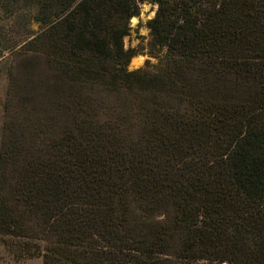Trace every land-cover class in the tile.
<instances>
[{"label": "trees", "instance_id": "1", "mask_svg": "<svg viewBox=\"0 0 264 264\" xmlns=\"http://www.w3.org/2000/svg\"><path fill=\"white\" fill-rule=\"evenodd\" d=\"M146 1L157 72L124 42ZM9 50L49 72L0 153L13 260L264 264V0H0Z\"/></svg>", "mask_w": 264, "mask_h": 264}, {"label": "rangeland", "instance_id": "2", "mask_svg": "<svg viewBox=\"0 0 264 264\" xmlns=\"http://www.w3.org/2000/svg\"><path fill=\"white\" fill-rule=\"evenodd\" d=\"M157 4L146 1L140 3V15L130 20V33L125 37V47L136 51L137 56H143L144 61L139 67L129 64L130 70L144 69L150 72L159 71L164 64V51L152 49L150 45V29L148 20L157 11ZM137 22H133V18ZM36 32L41 30L39 22H33ZM48 70L32 54H20L15 50L0 51V153L9 145L13 138H19L24 129L32 131L39 113L46 106L40 99V78L47 77ZM27 136V135H26ZM18 142V141H17ZM27 146L34 143V137H29ZM19 143V142H18ZM0 264H42L39 259L26 262L13 260L0 243Z\"/></svg>", "mask_w": 264, "mask_h": 264}, {"label": "bare ground", "instance_id": "3", "mask_svg": "<svg viewBox=\"0 0 264 264\" xmlns=\"http://www.w3.org/2000/svg\"><path fill=\"white\" fill-rule=\"evenodd\" d=\"M133 22H135V23L137 22V18L136 17L133 18ZM143 61H144V57L143 56H137V57L133 58L132 64L135 67H139L140 65H142Z\"/></svg>", "mask_w": 264, "mask_h": 264}]
</instances>
